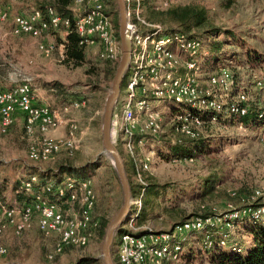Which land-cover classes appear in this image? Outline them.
Masks as SVG:
<instances>
[{
	"label": "built area",
	"instance_id": "built-area-1",
	"mask_svg": "<svg viewBox=\"0 0 264 264\" xmlns=\"http://www.w3.org/2000/svg\"><path fill=\"white\" fill-rule=\"evenodd\" d=\"M153 1L156 0H123L130 60L124 94L113 110L111 139L114 145L123 147L140 187L132 198V211L123 226L126 232L116 240L117 264L178 262L184 242L193 234L203 233L204 245L208 249H219L234 240L233 229L242 218L264 223V195L255 191L246 201L248 203L235 207L228 202L221 214L215 207L202 205L203 214L173 224L166 230L135 225L148 184L146 172L150 156L155 157L165 145L172 147L202 139L219 121L229 119L243 130L241 119L254 107L258 110V119L264 118V80L256 79L251 88L240 89L228 68L203 75L202 42L178 30L167 31L162 24L149 20L145 15L147 7L155 11L169 7L166 1L152 4ZM11 2L18 4L24 0ZM107 2L71 0L67 8L71 17H61L52 7H46L44 13L34 8L27 15L11 16L0 5V27L7 26L12 37L28 36L35 40H41L47 32H59L64 41L61 51L66 49L67 37L74 33L79 45L97 59L119 63L121 45L115 14ZM256 2L264 3V0ZM37 47L45 57L54 49L53 45L41 42ZM84 104V101H73L61 110H54L38 99L33 85L26 80L0 90V135L8 134L19 113L24 137L30 141L27 157L31 162L48 163L61 153L71 156L79 146L76 140L79 128L70 115ZM164 121L169 122L168 130ZM60 128H67L64 137L47 135ZM262 140L264 144V136ZM144 148H148V153L142 156L138 151ZM171 160L191 163L194 158ZM21 189L29 194L28 201L14 205L0 202V234L6 226H11L15 237L21 238L35 224L37 231L51 241L45 254L48 261L62 256L68 248H85L97 238V196L91 178L68 177L51 186L41 185L36 176H30L21 182ZM230 195L235 196L234 192ZM212 230L218 236L216 243L209 235ZM233 245L234 251L236 244ZM6 254L7 249L0 246V258Z\"/></svg>",
	"mask_w": 264,
	"mask_h": 264
},
{
	"label": "rangeland",
	"instance_id": "rangeland-1",
	"mask_svg": "<svg viewBox=\"0 0 264 264\" xmlns=\"http://www.w3.org/2000/svg\"><path fill=\"white\" fill-rule=\"evenodd\" d=\"M111 1L113 0H108V6L115 14L114 21L117 19L119 22L117 4L114 6ZM163 1H166L169 7L198 5L206 9L208 21L204 26L193 30L192 34L201 39L205 56L211 55L206 47L207 43L218 42L220 47L214 57L215 61L211 60L209 64L203 58V75L212 74L218 68H228L234 75L237 88L240 89L251 88L256 79L264 80V64L259 61L264 63V3H258L256 0H156L151 3L158 4ZM30 2L35 4L36 8L40 5L35 0H24L18 4H12L11 0H0L11 16L29 13L31 10L23 4ZM165 10L155 11L150 6L146 8L145 15L150 20L161 23L167 31L177 30V24L162 20L161 12ZM213 29L220 30L216 38L209 35ZM40 42L54 46L49 57H45L38 50ZM62 44L64 41L59 32H47L41 40H35L28 36L12 37L7 26L0 27V75L5 72L13 73L14 84L11 86L29 80L38 99L57 111L73 101L85 103L84 107L70 115L79 128L76 136L79 146L76 152L71 156L61 153L48 163H33L27 157L30 141L24 137L22 125H14L7 135H0V175L8 178L9 183L13 184L17 180H26L27 172L31 168L53 169L61 163L83 167L98 161L102 166L95 172L88 173L97 196L95 212L98 217L105 212L106 218L111 221L123 200L118 178L117 181H111V186L102 187L109 175L104 165L112 166L102 146L104 104L112 81L104 79L102 74L98 75V71L87 73L88 68L85 66L74 67L65 63V49L61 51L60 48ZM88 53L95 57L91 51L88 50ZM95 59L101 63L96 57ZM125 76L126 73L117 102L124 94ZM43 84L50 87L43 89ZM164 126L168 130L169 122L164 121ZM237 126L236 122L229 119L214 124L211 132L202 137L206 144L204 152L197 154L191 163L172 162L171 158L174 157L171 146L166 145L159 149L155 157L150 156L146 176L148 184L157 186L159 196L151 199L153 219L149 218L151 211L146 208L143 212L149 220L139 227L156 231L166 230L168 226L203 214L200 208L202 205L215 207L221 214L228 202L236 207L239 205V200H231L230 194L237 192L241 187H244L250 196L255 191L264 195V122L256 125L244 124L243 130H239ZM168 137L173 138L170 135ZM115 146L127 168L131 167L123 147L116 144ZM138 152L145 156L148 148ZM129 176L133 184H136L132 170L129 171ZM210 176L220 179L221 183L207 190L204 183ZM39 182L51 186L54 184L51 181ZM5 194L7 205L20 204L18 201L11 202V187ZM247 225L250 224L246 223L245 226ZM233 236L234 240L242 244L245 255L252 250L251 236L242 225H236ZM203 241V233L189 236L184 242L181 260L168 264H212L210 258L215 250L206 248ZM102 242L103 238L97 236L87 247L68 248L62 256L48 261L45 254L51 241L39 234L35 224L21 238L15 237L13 227L6 226L0 234V246L7 249V254L0 258V264H73L82 257L99 259L102 262ZM115 251L114 245L111 247V253L114 264H117Z\"/></svg>",
	"mask_w": 264,
	"mask_h": 264
},
{
	"label": "trees",
	"instance_id": "trees-1",
	"mask_svg": "<svg viewBox=\"0 0 264 264\" xmlns=\"http://www.w3.org/2000/svg\"><path fill=\"white\" fill-rule=\"evenodd\" d=\"M38 2L40 3V5L38 6L37 9L41 10L43 13L46 7H52L55 10V12L61 17H71V14L67 9L68 6L71 4V0H41ZM110 3L114 4L115 6L116 0H113ZM161 16L163 17L162 20L166 19L169 22L177 24V26L179 27L177 29L178 31L184 34H190L191 36L198 38L200 41L201 39L196 34H192V31L204 26L206 22L208 21V15H207L206 9L198 5L172 6V7L167 8L164 12H161ZM115 26H116V29L118 30V20L117 19L115 21ZM210 33H211L209 34L210 36L216 38L218 36L217 33H220V30L213 29ZM66 41H67V45L65 49V57H66L64 60L65 63L72 64L74 67L85 66L88 68L87 73H91L92 71H96V72L98 71V75L102 74L104 79H107L110 81L113 80L114 75L116 73L118 63H113L107 60H99V59L98 60L101 63L96 61L95 57H91L92 55L89 53L87 54L88 50L86 48L79 45V38L74 33L70 34L67 37ZM206 47L210 51L211 55L204 56V59H206V63L210 64L211 60H214V61L216 60L214 59V57L216 53L219 51L220 46L218 45V42L213 41V42L207 43ZM259 61L261 64H264L262 60H259ZM42 87L43 89H45V88H49L50 86L43 84ZM241 122L245 125H248V124L256 125V123L264 122V118L262 120L258 119V110L254 107L252 108V110L249 111L248 115L245 118L241 119ZM205 147H206V144L204 140L199 139L197 141H185L182 144L174 145L170 148V150L172 153V157L177 158V159H185V158H194L197 154L204 152ZM129 162H130L131 167L127 168L126 164H124V167H125L126 176H127L129 186H130L131 197L134 198L137 192L139 191L140 186L136 182H135L136 184H133L129 176V171L131 172L132 170L133 172V164L131 161ZM101 166L102 164H100L98 161L88 163L87 165L83 167H75L68 163H61V164H58L56 168H53V169H46V170L38 169L37 170V169L31 168L29 172H27V174H28V177L36 176L41 182L51 181V182H54L53 185H56L59 182H61L64 177H67V178L71 177V178H75L79 180L86 179L89 177V174H88L89 172H95ZM104 166L106 167V170L109 174L107 175L106 183L102 185V187L105 188V187L111 186L113 180L117 181V176L112 166H109L107 164H105ZM21 182L22 181L17 180L13 184H10L8 178L2 177L0 175V200L3 203L6 202L5 193L9 187H11L12 192L14 191L17 192L18 190H20L17 193L23 194L21 193L22 192ZM219 183H221L220 179L218 178L216 179L215 176H210L209 178H207V180H205L204 187H206L207 190H210L211 187L215 186L216 184L218 185ZM40 184L43 185L46 183H40ZM245 193L247 195H245ZM234 194L235 196L233 197H231L230 195L231 197L230 199L234 200L235 198H237L239 200V205L237 207H239L241 205L248 203L246 201L250 199V197L254 194V192L250 196L249 192L244 187H241L237 192H234ZM158 196H159V193L157 190V186L152 185V184H147V186H145V195L142 200V207L144 208L143 210H141L142 212H140V214L135 220V225L137 227H139L142 223H145V221L149 220V218L152 217L153 213H152V200L151 199L158 198ZM29 199H30V196L29 198H27V201ZM146 208H148L151 211L149 218H145L146 214L144 213L145 212L144 210ZM109 222L110 221L106 218V214L104 212L99 217V229H98V235H97L99 238L104 237V232ZM246 223L250 225L245 226ZM238 224L242 225L246 229V231L250 234L251 239H252V244H253L252 250L249 251L245 255L242 244H240L236 240H233V241L230 240L227 243L228 245L226 247L219 248V249H213L215 250V252H213L210 258L212 264H264V223L259 220H249L246 218V219H242V221L239 222ZM124 232H126V230L123 229V227L122 228L120 227L116 231L114 239H113V245H112L113 247L115 245V239ZM209 235L211 236V240L214 243L218 241V236H216L213 230L210 231ZM233 243L236 244L234 251L232 249V247L234 246ZM236 249H239L240 251L237 252ZM73 264H102V262L99 259L82 257L78 259L77 261H75Z\"/></svg>",
	"mask_w": 264,
	"mask_h": 264
},
{
	"label": "water",
	"instance_id": "water-1",
	"mask_svg": "<svg viewBox=\"0 0 264 264\" xmlns=\"http://www.w3.org/2000/svg\"><path fill=\"white\" fill-rule=\"evenodd\" d=\"M116 4L119 13L118 36L121 45V57L116 69V73L112 80L110 93L108 94L104 104L102 122V146L105 154L111 160V165L116 172L122 189L123 200L119 211L109 222L104 232L103 242L101 245V258L103 264H114L112 259L111 247L113 245L115 233L120 227L122 228L125 225L132 211V197L130 193L129 182L125 172L124 162L121 154L119 153L111 139V121L113 110L118 100L120 87L130 60V41L128 34L125 33L126 19L123 0H116Z\"/></svg>",
	"mask_w": 264,
	"mask_h": 264
},
{
	"label": "crops",
	"instance_id": "crops-1",
	"mask_svg": "<svg viewBox=\"0 0 264 264\" xmlns=\"http://www.w3.org/2000/svg\"><path fill=\"white\" fill-rule=\"evenodd\" d=\"M23 3V2H22ZM0 5L3 7L4 4L0 3ZM24 6H27L29 7V9L32 11L34 8H36L35 4H33L32 2L28 3V4H23ZM5 6H9V5H5ZM31 11L29 13H31ZM29 13H20L22 15H27ZM14 74L13 73H9V72H5V73H2L0 75V90H6L8 88L11 87V85H13V81H14ZM22 125V129H23V119L21 117V115L19 113H16V121H15V124L14 125ZM49 137H52V138H62L66 135V129L64 128H60L56 131H51L47 134ZM12 192V190H11ZM18 192V191H17ZM17 192H12V200L11 202H16L18 201L20 204L27 201V198H29V195L27 196V194L23 193V194H18ZM18 194V195H17ZM25 194V195H24ZM26 197V199H25ZM7 202V200H6ZM151 218V217H150ZM153 219V218H151ZM155 219V218H154ZM170 226L167 227V229L169 228Z\"/></svg>",
	"mask_w": 264,
	"mask_h": 264
}]
</instances>
